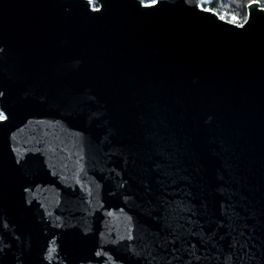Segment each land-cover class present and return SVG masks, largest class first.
<instances>
[{
    "label": "water",
    "instance_id": "1",
    "mask_svg": "<svg viewBox=\"0 0 264 264\" xmlns=\"http://www.w3.org/2000/svg\"><path fill=\"white\" fill-rule=\"evenodd\" d=\"M0 0V264H264V7Z\"/></svg>",
    "mask_w": 264,
    "mask_h": 264
},
{
    "label": "trees",
    "instance_id": "2",
    "mask_svg": "<svg viewBox=\"0 0 264 264\" xmlns=\"http://www.w3.org/2000/svg\"><path fill=\"white\" fill-rule=\"evenodd\" d=\"M253 1H259L264 7V0H214L210 8L217 13L224 10L227 15L238 17L239 21L236 23L240 24L246 20L247 5Z\"/></svg>",
    "mask_w": 264,
    "mask_h": 264
},
{
    "label": "rangeland",
    "instance_id": "3",
    "mask_svg": "<svg viewBox=\"0 0 264 264\" xmlns=\"http://www.w3.org/2000/svg\"><path fill=\"white\" fill-rule=\"evenodd\" d=\"M219 14L221 15L222 18H224L226 20H229V21H232V22H235V23L239 21L238 17L233 16V15H227L224 10H222ZM0 118H1V116H0Z\"/></svg>",
    "mask_w": 264,
    "mask_h": 264
},
{
    "label": "flooded vegetation",
    "instance_id": "4",
    "mask_svg": "<svg viewBox=\"0 0 264 264\" xmlns=\"http://www.w3.org/2000/svg\"><path fill=\"white\" fill-rule=\"evenodd\" d=\"M211 9V8H210ZM219 14V13H218Z\"/></svg>",
    "mask_w": 264,
    "mask_h": 264
},
{
    "label": "built area",
    "instance_id": "5",
    "mask_svg": "<svg viewBox=\"0 0 264 264\" xmlns=\"http://www.w3.org/2000/svg\"><path fill=\"white\" fill-rule=\"evenodd\" d=\"M2 118V117H1Z\"/></svg>",
    "mask_w": 264,
    "mask_h": 264
}]
</instances>
